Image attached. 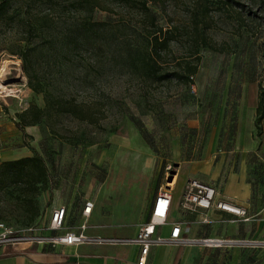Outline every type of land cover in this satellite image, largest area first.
I'll return each instance as SVG.
<instances>
[{"label":"rangeland","instance_id":"rangeland-1","mask_svg":"<svg viewBox=\"0 0 264 264\" xmlns=\"http://www.w3.org/2000/svg\"><path fill=\"white\" fill-rule=\"evenodd\" d=\"M147 1L159 38L171 33L157 59L158 72L170 75L161 82L146 68V36L155 29L136 8L107 0H96L94 11L84 0H0V102L10 112L45 107L43 95L28 88L27 72L95 122L47 111L35 146L49 190L29 207L0 191V223L55 236L48 230L53 210L65 207L64 228L75 231L74 212L89 201L119 226L139 227L151 198L172 183L177 152L202 145L201 127L215 121L222 100L240 107L246 88L249 100L257 86L264 90V0ZM186 66L196 69L188 84L172 75Z\"/></svg>","mask_w":264,"mask_h":264},{"label":"crops","instance_id":"crops-1","mask_svg":"<svg viewBox=\"0 0 264 264\" xmlns=\"http://www.w3.org/2000/svg\"><path fill=\"white\" fill-rule=\"evenodd\" d=\"M258 94L256 89L252 100H249L246 88L245 100L240 107H234L226 97L222 105L215 108V121L201 127L204 134L202 145L195 149L180 148L177 152V161L173 162L175 175L171 180L168 220L166 225L157 227V235L168 237L171 226L180 224L182 236L189 239L248 237L264 240V118L258 135L255 127ZM18 113V110L10 112L0 102L2 162L30 157L32 154L25 144L42 155L35 146V135L39 128L27 127L24 133L20 131L13 121ZM193 129L198 131L200 127L197 124ZM181 177L184 182L175 194ZM187 179L213 186L221 200L243 208L249 220H238L233 215L215 210H198L197 213L182 211L179 202ZM154 199L155 195L150 200V208ZM82 209L74 212L76 222L72 227L75 231L64 228L62 233H54H78L79 227L85 224L83 234L88 237L132 238L137 234L139 227L125 229L119 226L113 218L102 214V206H93L88 218L82 215ZM204 214L208 217V224L201 223ZM139 258L140 248L137 246H98L88 243L0 246V264H138ZM145 264H264V249L157 246L150 249Z\"/></svg>","mask_w":264,"mask_h":264},{"label":"built area","instance_id":"built-area-1","mask_svg":"<svg viewBox=\"0 0 264 264\" xmlns=\"http://www.w3.org/2000/svg\"><path fill=\"white\" fill-rule=\"evenodd\" d=\"M15 122V118L13 119ZM169 184V183H168ZM171 184L160 188L155 196L154 202L149 211V220L141 224L137 234L132 238L118 237H88L83 234L85 224L79 227V232L66 231L63 235L44 236L36 232L33 227L14 229L0 223V246L21 244H65L80 245L83 243L98 246H137L140 248V258L138 264H145V258L153 247L173 246L186 247L190 245H201L208 248H238L243 250L264 249V240L253 238H202L189 239L182 236L180 224L171 226L168 237H161L156 234L157 227L166 225L171 204ZM92 202H86L82 209L85 218L90 216L93 209ZM179 208L184 212L197 213L198 210L209 212L211 210L224 212L235 216L238 220L248 221L246 212L243 208L231 202L221 200L215 188L208 184H203L195 179H188L181 194ZM67 210L60 207L53 210L48 226L50 232H59L64 229ZM202 224H208L206 214L201 218Z\"/></svg>","mask_w":264,"mask_h":264},{"label":"trees","instance_id":"trees-1","mask_svg":"<svg viewBox=\"0 0 264 264\" xmlns=\"http://www.w3.org/2000/svg\"><path fill=\"white\" fill-rule=\"evenodd\" d=\"M111 3H118L128 7L136 8L144 18L149 22V25L155 29L153 33H148L147 41V57L150 63L147 64L150 75L157 81H165L170 75L168 73H159L160 66L157 59L160 58L161 51L168 49L171 43V33L163 39L159 38L161 29L155 27V17L148 6L147 0H107ZM96 0H84V5L90 11H94ZM202 45L206 47L205 40H202ZM198 54V49L195 50ZM24 64L28 62V54L24 52L22 55ZM24 69V67H23ZM25 71V70H24ZM196 69L186 66L184 74H172L184 84L191 83L192 77L195 75ZM28 79V88L35 95H43L45 107L41 108L35 104H30L25 110L15 115V124L20 131L24 133L27 127H39L45 123L47 111L53 110L57 114H69L78 120H86L90 124L95 123L92 114L83 109L75 100L66 99L62 97L53 98L52 94L45 90L44 87L37 81L36 76H31L26 72ZM251 87V86H250ZM258 94V104L256 107L255 127L258 135L261 132V123L264 118V90H260ZM249 90V87H248ZM118 131H114L117 134ZM31 152L30 157H24L17 160L4 161L0 163V191H4L5 195H9L14 200H17L24 207H29L37 197L49 190L48 170L45 164L44 156L40 155L29 144H25ZM157 194V193H156ZM155 194V196H156ZM150 211V210H149ZM148 211V220H149ZM69 213V212H68ZM67 213V214H68ZM37 212L34 213V217ZM147 220V221H148Z\"/></svg>","mask_w":264,"mask_h":264},{"label":"water","instance_id":"water-1","mask_svg":"<svg viewBox=\"0 0 264 264\" xmlns=\"http://www.w3.org/2000/svg\"><path fill=\"white\" fill-rule=\"evenodd\" d=\"M172 174H175V173H174V172H172ZM171 180H172V178H169V179H168V182H171Z\"/></svg>","mask_w":264,"mask_h":264}]
</instances>
